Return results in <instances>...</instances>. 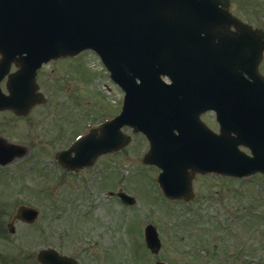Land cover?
<instances>
[{
    "label": "water",
    "instance_id": "water-1",
    "mask_svg": "<svg viewBox=\"0 0 264 264\" xmlns=\"http://www.w3.org/2000/svg\"><path fill=\"white\" fill-rule=\"evenodd\" d=\"M232 26L240 33L230 32ZM250 29L231 14L228 0H0V36L5 42L12 35L14 54L27 55L18 60L31 74L53 58L93 50L126 92L122 113L101 126L100 136L96 129L67 152H75L74 158L63 154L65 166H89L101 154L127 146L131 139L120 129L129 126L146 134L150 150L144 163L163 169L159 182L170 198L192 195L188 170L264 174V129L255 120L250 124L263 105L248 107L249 92L254 103L264 100L258 74L264 44ZM207 111L216 113L219 134L200 121ZM36 218L32 213L29 221ZM146 240L159 251L152 226ZM39 259L70 264L54 250Z\"/></svg>",
    "mask_w": 264,
    "mask_h": 264
},
{
    "label": "rangeland",
    "instance_id": "rangeland-1",
    "mask_svg": "<svg viewBox=\"0 0 264 264\" xmlns=\"http://www.w3.org/2000/svg\"><path fill=\"white\" fill-rule=\"evenodd\" d=\"M234 1L233 10L243 20L248 18L249 9L261 6V2L253 0ZM79 59L83 62L77 61L73 67L64 62L50 67L55 70L54 80L60 87L48 92L60 100L61 108L54 109L55 99L51 98L50 104L42 111L30 115V154L23 162L26 175L22 182L34 190L33 185L42 186V174L49 175L51 180L47 184L49 188L44 202L29 200L38 198L36 192L18 196L12 191L15 185L8 181V184H2L6 192L0 196L2 203L20 199L39 206L37 222L31 226L16 225L15 238L25 237L27 244L24 246L29 247L30 253L44 248H54L66 254L78 252L73 257L80 258L84 264L91 261L93 264H154L159 259L171 264H187L186 261L189 264H218L220 257L210 258L209 252L215 243L223 245V252L243 242H233L235 230L230 215L233 205L247 202L251 194L254 207L250 212L253 224L249 232L253 237L247 241L253 247L254 264H264V205L260 206L262 200L264 202V177L260 175L241 181L201 175L194 183L197 198L190 203L194 208L172 204L164 199L158 186V169L143 163L149 147L145 136L134 135L130 129L126 132L132 136L131 144L118 153L105 155L92 170L74 176L60 170L55 153L85 133L88 124L91 126L109 116L114 117L121 109L120 91L102 69L98 56L87 52ZM59 117L63 121H59ZM203 120L218 131L213 114L203 115ZM36 157H40L38 162ZM6 171L8 169L3 170ZM115 184L136 198L133 207L118 206L115 199L105 196L106 190L114 189ZM12 212L11 209L0 210L2 236L10 235L6 225ZM158 213L162 216L158 217ZM180 220H189L190 223ZM167 223L176 227L180 225L183 229L176 231L178 228H168ZM149 224L157 228L163 243L157 256L150 253L143 239L144 228ZM14 242L17 245L16 239ZM108 242L112 245L109 246ZM200 243L207 249L202 250L201 246V261H195L187 253L190 246ZM117 244L119 254L113 252ZM7 247L6 241L0 240V264H7ZM33 263L31 256L29 264Z\"/></svg>",
    "mask_w": 264,
    "mask_h": 264
},
{
    "label": "flooded vegetation",
    "instance_id": "flooded-vegetation-1",
    "mask_svg": "<svg viewBox=\"0 0 264 264\" xmlns=\"http://www.w3.org/2000/svg\"><path fill=\"white\" fill-rule=\"evenodd\" d=\"M231 4H235L234 0H230ZM253 2H261V6L258 9H255L254 7L252 9H249L248 12V18L246 19V22L252 26L251 31L252 32H260V34L257 36L258 39L264 42V0H253ZM252 2V3H253ZM247 13V14H248ZM231 31L238 32L234 28H231ZM10 45L2 44L0 42V149H6L8 146H16L9 147L7 150L9 153H11L12 160L7 162V164L2 165L0 162V196H2L5 191H3L2 184L11 182L13 185H15V188L12 189V191L17 192V195L23 196V194L30 195L29 192H36L38 198H32L29 200H37L38 202L43 203L45 198V192L48 190L49 187H47L48 181H50L51 177L49 175H43L40 178V182L42 183V186L39 185H33L34 190H30L29 187H25L23 184V178L26 175L25 167L23 162L28 160L29 154H30V148H29V129H30V115L42 111V108H45L46 105H49L51 102V98L55 99V108L54 109H60L61 108V102L57 99V97H53L52 94H49L50 91L52 92V88L54 90H59V85L54 80V69H50V67H54V65H60V63H69L70 67H73L74 64L77 62V58L80 57H74V58H68V59H61V60H53L49 64L43 65L41 68H39L36 72V82L37 86L35 87L36 83L34 85L31 83V77L30 72L24 70V68H21L17 62L14 61V54L11 51L10 52ZM5 50V51H4ZM50 69V71H48ZM260 73L264 76V52H263V58L259 66ZM54 73V74H53ZM35 87V88H34ZM34 89L32 94L33 97H30V89ZM41 94V96H40ZM58 96V95H57ZM31 107V108H30ZM73 113V112H72ZM70 114H67L69 116ZM253 119V118H252ZM59 121H63V118L59 117ZM39 122V121H34ZM60 130L56 133V137H59ZM27 138V139H25ZM63 150V149H62ZM57 151L55 153L54 158L56 159V163L60 170L62 172H66L67 174L71 175H78V174H84L87 171L92 170L99 161L104 157H100L97 162L88 168H84L81 170H78L76 172H71L66 170L63 165L57 160ZM42 157V156H40ZM40 157H36L35 161H39L38 159ZM34 159V158H32ZM27 165V163H26ZM8 169V171L3 172V170ZM17 169V171H15ZM55 170H57L55 168ZM62 172L60 175H62ZM62 178V177H61ZM199 178V177H198ZM106 183L108 185L109 181L106 180ZM123 190L118 187V184H115L114 189H108L104 193L106 197L113 198L117 201V205L121 206L124 205L122 198L117 195H111L112 193H117ZM197 194L194 199L190 201L186 200H174V201H168L172 204H180L184 208H194L190 203L196 200ZM191 205V206H190ZM264 202L262 200V203L260 206H263ZM35 208L39 211V206L31 203L30 201H21L18 199L15 201V199H10L6 203H2L0 200V210H7L11 209L13 212L11 214L10 221L7 223V227L10 223L14 222V218L19 210L24 208ZM125 207V206H124ZM254 207V199L251 194H249V197L247 199V202H244L243 204H234L232 207V213L230 215L231 221H232V228L235 230L233 235V242L236 241H243L241 244L233 245L230 247L228 251H221L223 246L221 243H215L212 248V252H209L210 258L215 259V257L219 258L218 264H254L253 259V247H250V244L248 243V239L250 237H253V234L249 232V228L251 227V224H253V214L250 213L253 211ZM198 209V208H197ZM40 215V214H39ZM21 217L27 218V215H20ZM158 217L161 216L160 213L157 214ZM184 223H190L189 220H180ZM18 224H26L30 226L27 223H24L22 220H15L14 222V228ZM168 228H178L176 231L181 228V226H175L174 224L167 223ZM6 227V228H7ZM183 229V228H181ZM9 233V232H8ZM16 229L14 234H10L9 236H2L0 235V240H5L7 243V251H6V262L7 264H29V259L32 256L33 264H40L38 261L39 253L42 249H39L37 251H33V253H30V249L28 246H24L26 243L24 239L25 237H19L15 238ZM14 239H16L17 245H15ZM31 243V241L29 242ZM182 243V241L180 242ZM27 244V243H26ZM108 245L111 246L112 243L108 242ZM202 246V250L207 249L206 246L203 243H200L199 245H193L190 246V250L187 253V255H192L191 257L195 261H201V254L200 252ZM120 249L119 244H117L116 247L113 248L114 253H120L118 250ZM163 249V244L161 250L156 253L157 256L161 253ZM61 256H66L70 259V261L75 262L76 264H84L80 258H76L73 256H76L78 252L75 254H66L65 252H60L61 250H57ZM108 251H111L108 249ZM220 251V255L218 256ZM116 255V254H115ZM226 259L230 260L229 262L226 261ZM158 262H165L161 259L155 261L154 264H157ZM70 263V262H69ZM166 264H171L167 263ZM187 264H189V261H186ZM74 264V263H70ZM89 264H93V261H91ZM261 264V263H260Z\"/></svg>",
    "mask_w": 264,
    "mask_h": 264
}]
</instances>
